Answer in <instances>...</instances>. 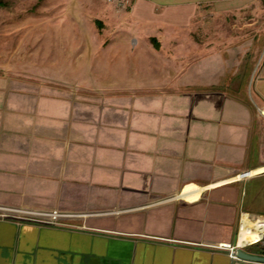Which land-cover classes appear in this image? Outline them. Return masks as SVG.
<instances>
[{
	"label": "crops",
	"instance_id": "crops-1",
	"mask_svg": "<svg viewBox=\"0 0 264 264\" xmlns=\"http://www.w3.org/2000/svg\"><path fill=\"white\" fill-rule=\"evenodd\" d=\"M259 1L77 0V101L60 49L0 59V264H264L230 250L264 232V57L255 117L194 36ZM55 210L63 225L25 215Z\"/></svg>",
	"mask_w": 264,
	"mask_h": 264
},
{
	"label": "rangeland",
	"instance_id": "rangeland-1",
	"mask_svg": "<svg viewBox=\"0 0 264 264\" xmlns=\"http://www.w3.org/2000/svg\"><path fill=\"white\" fill-rule=\"evenodd\" d=\"M44 22H50L54 27L45 26L42 29L41 25ZM202 22V27L195 31L194 36L200 41L203 39V42L199 41V45L210 52L219 51L225 58L227 74L223 88L232 97L245 102L250 107L252 115L259 117L260 104L254 96L252 85L264 57V0L242 12L226 16L211 15ZM45 48H49L48 51ZM58 49L65 55L67 75L62 85L65 87V99L77 101V0L2 2L0 59L3 66L15 70H29V66L33 65L34 69H39L43 64L41 59L43 54L50 52L57 54ZM30 56L34 60L31 61ZM53 63L57 62H50ZM6 71L8 70L3 67V74H9L3 78L8 82L12 79L20 81L31 79L24 74L17 75L16 71ZM31 80L39 83L43 78L34 77Z\"/></svg>",
	"mask_w": 264,
	"mask_h": 264
},
{
	"label": "built area",
	"instance_id": "built-area-1",
	"mask_svg": "<svg viewBox=\"0 0 264 264\" xmlns=\"http://www.w3.org/2000/svg\"><path fill=\"white\" fill-rule=\"evenodd\" d=\"M243 175H247V174H243ZM26 216L29 217V221H33V222H38V223H41V224H47V225H53V226H60V225H63V219L65 217H67L66 214H63L59 211H52L50 213H43V214H32V213H29L27 212V214H25ZM245 217H250V216H245ZM245 217L243 218L242 220V223H241V228L243 226V222H244V219ZM36 218H40V219H36ZM263 222H264V217L260 218ZM254 228V227H253ZM252 228V230H253ZM255 232H259V230H254ZM261 235V237L256 240L254 243H249V244H240L239 243V240H238V243L236 246L230 248L231 250V256H233L234 258H236V251L238 249H245L247 246L249 245H254V244H259V243H262L264 241V232L262 233H258Z\"/></svg>",
	"mask_w": 264,
	"mask_h": 264
},
{
	"label": "water",
	"instance_id": "water-1",
	"mask_svg": "<svg viewBox=\"0 0 264 264\" xmlns=\"http://www.w3.org/2000/svg\"><path fill=\"white\" fill-rule=\"evenodd\" d=\"M236 257L241 260H246L250 262H258V263H264V256H257L248 253L244 249H238L236 251Z\"/></svg>",
	"mask_w": 264,
	"mask_h": 264
},
{
	"label": "trees",
	"instance_id": "trees-1",
	"mask_svg": "<svg viewBox=\"0 0 264 264\" xmlns=\"http://www.w3.org/2000/svg\"><path fill=\"white\" fill-rule=\"evenodd\" d=\"M0 6H1V2H0Z\"/></svg>",
	"mask_w": 264,
	"mask_h": 264
}]
</instances>
